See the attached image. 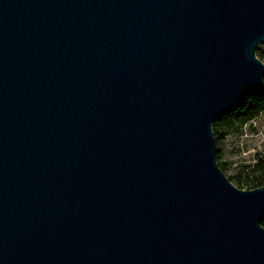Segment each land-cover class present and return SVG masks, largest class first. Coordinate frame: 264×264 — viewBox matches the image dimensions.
I'll use <instances>...</instances> for the list:
<instances>
[{"label": "water", "instance_id": "water-1", "mask_svg": "<svg viewBox=\"0 0 264 264\" xmlns=\"http://www.w3.org/2000/svg\"><path fill=\"white\" fill-rule=\"evenodd\" d=\"M262 44L264 0H0V264H264L212 130Z\"/></svg>", "mask_w": 264, "mask_h": 264}, {"label": "rangeland", "instance_id": "rangeland-1", "mask_svg": "<svg viewBox=\"0 0 264 264\" xmlns=\"http://www.w3.org/2000/svg\"><path fill=\"white\" fill-rule=\"evenodd\" d=\"M256 57L264 63V44L256 50ZM218 133L223 136L216 144L220 153L218 163L225 166V175L232 179L234 186L244 188L251 167L260 160L264 161V113L244 122H226ZM238 178L241 185L237 184Z\"/></svg>", "mask_w": 264, "mask_h": 264}, {"label": "trees", "instance_id": "trees-1", "mask_svg": "<svg viewBox=\"0 0 264 264\" xmlns=\"http://www.w3.org/2000/svg\"><path fill=\"white\" fill-rule=\"evenodd\" d=\"M261 113H264V89L259 91H253L248 93L242 101L231 111L223 115L212 125L213 134L216 140V144L220 143L223 136L219 135V129L224 126L226 122L231 120L234 121H248L251 120ZM220 158L219 151H216L217 163ZM218 166L225 174V166L218 163ZM231 182L232 179L228 178ZM242 181L240 178L237 179V184L241 185ZM244 188L238 187L239 189L251 190L261 186H264V161L260 160L251 167L248 175L244 180ZM236 187V186H235ZM261 225L264 227V216L261 220Z\"/></svg>", "mask_w": 264, "mask_h": 264}]
</instances>
